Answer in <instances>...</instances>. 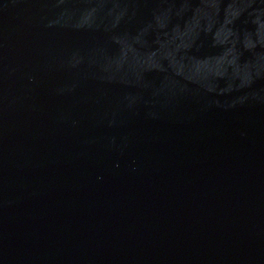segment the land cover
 Wrapping results in <instances>:
<instances>
[{
    "label": "water",
    "instance_id": "1",
    "mask_svg": "<svg viewBox=\"0 0 264 264\" xmlns=\"http://www.w3.org/2000/svg\"><path fill=\"white\" fill-rule=\"evenodd\" d=\"M0 264H264V0H0Z\"/></svg>",
    "mask_w": 264,
    "mask_h": 264
}]
</instances>
